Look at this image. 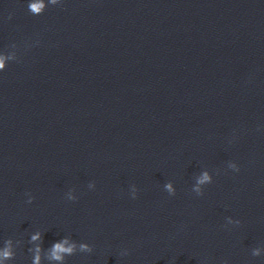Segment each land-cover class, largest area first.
<instances>
[{
    "label": "clouds",
    "instance_id": "obj_1",
    "mask_svg": "<svg viewBox=\"0 0 264 264\" xmlns=\"http://www.w3.org/2000/svg\"><path fill=\"white\" fill-rule=\"evenodd\" d=\"M52 3L55 4L56 0H52ZM43 6H44L43 4H33V3L29 2L28 9H29L30 13L32 14L35 12H39V10ZM9 18H11V17H9ZM4 70H5L4 60H3V58H0V72H2ZM231 167L236 172H238L240 170L237 164H233ZM206 182L209 184L212 183L211 177L209 176V174L207 172H205L203 174V176L199 179L198 184H205ZM88 186H89V188L95 187L94 183H90ZM165 189L169 193V195L174 196L176 193V189L173 188V185L171 183L166 184ZM192 191L194 193H196L198 196H202L204 194L203 190H201V188L198 186L194 187L192 189ZM136 193H137V189L135 188V186H133V190H132V198L133 199L136 198ZM26 195H28V201L27 202L31 203L32 200L34 199V197H32L30 193H27ZM68 199L69 200H76L77 197L69 196ZM236 223L240 224V221L237 220ZM40 238H41V233L36 232L35 234H33L30 237V240L36 241V240H39ZM5 244H6V247L2 251H0V264H2V262L4 260H10V259L14 260L15 256H16V253H14L10 248L11 240L10 239L6 240ZM29 251H31V249H29ZM92 251H93V247L91 245H89L88 243H80L79 244V252L92 253ZM40 253H41V249L39 247H37L35 249V255L32 258V264H41ZM76 253H77V245L75 243L69 244L68 239L63 238L62 240L54 242L51 245L50 252H49V255L47 256V259L49 261H57V262H60V264H65L66 258L69 256H72ZM126 254H127V252L122 253V255H126ZM253 255L258 256L259 250H255L253 252ZM225 264H227V262H225Z\"/></svg>",
    "mask_w": 264,
    "mask_h": 264
}]
</instances>
